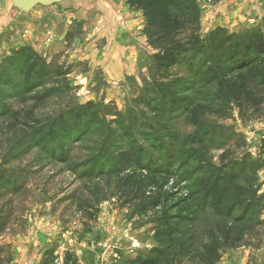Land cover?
<instances>
[{"label":"rangeland","instance_id":"374dc122","mask_svg":"<svg viewBox=\"0 0 264 264\" xmlns=\"http://www.w3.org/2000/svg\"><path fill=\"white\" fill-rule=\"evenodd\" d=\"M124 1L109 9L108 0H67L25 14L0 0V264H204L195 252L214 249L219 264H264L261 202L236 224L201 213V189L221 184L223 151L241 141L226 161L248 154L256 169L262 164L264 111L242 113L217 86V60L230 62L215 40L222 30L263 57L264 15L233 20L245 10L230 0H172L168 12L196 24L158 46L141 11ZM124 7L144 20L141 48L133 69L108 79ZM65 31V50L51 54ZM177 45L187 47L177 63L160 66ZM262 173L235 185L253 190ZM140 182L146 195H160L158 208L135 194ZM95 254L104 261L82 260Z\"/></svg>","mask_w":264,"mask_h":264},{"label":"trees","instance_id":"16d2710c","mask_svg":"<svg viewBox=\"0 0 264 264\" xmlns=\"http://www.w3.org/2000/svg\"><path fill=\"white\" fill-rule=\"evenodd\" d=\"M130 6L138 9L145 19V30L149 34V41L151 45L169 46L173 44V39L177 35L191 31L196 24V19L186 16L172 15L168 12V7L171 5L172 0H129ZM195 20V22H193ZM190 22H193V24ZM219 36L215 40V50L226 51L225 56L230 62V65L224 68H220L219 61L217 60L216 68L222 70V78L217 82V86L220 85L225 89L230 90L232 97L241 103L240 108H243L242 113H254L264 111V56L258 58V56H250L251 52L257 53V49L251 50L252 45L248 43L246 49L239 47L238 42H234L235 35H224L222 30L218 31ZM245 41H247L245 39ZM187 47L177 45L175 50L165 51L162 56L165 62L160 63V66L171 67L177 63V57L183 53ZM252 54V53H251ZM258 54V53H257ZM30 55H27L29 57ZM25 60H16L11 63L13 68H17V65L24 63ZM221 62V61H220ZM246 70V73H241ZM208 72V71H206ZM205 72V73H206ZM202 73V72H201ZM205 74L201 75V78ZM216 78L217 76H213ZM212 77V78H213ZM173 116V115H172ZM207 134V132H206ZM223 141L222 143H225ZM241 141H237L235 145H231L230 148L223 151L219 155V160L222 165L218 167V173L215 183H221L219 185L201 189V213L213 214L216 219L228 220L231 222H241L249 219V216L253 214L254 208L257 207L258 200L255 199L254 192L251 187L245 190L238 189L235 185V181L239 177L250 173L254 175L256 168L259 166L250 159L247 154L235 161V157L228 160V151L240 149ZM264 145V143H263ZM251 160V161H250ZM205 168L204 165H202ZM226 169H229L227 171ZM149 171V170H147ZM102 174V172L100 173ZM132 177L127 178L126 182H130ZM141 184L137 187L135 194H140V199L145 198V205L148 207L158 208L160 205V195L148 194L146 195L145 184ZM138 185V184H137ZM237 186V187H236ZM215 191L213 195L212 191ZM132 190V189H131ZM225 199H230L227 204H223ZM211 204V205H210ZM200 207V206H199ZM210 208V210H206ZM262 208V206H261ZM260 208V209H261ZM256 213V211H254ZM259 215V210H258ZM258 223V221H255ZM254 226V224H250ZM247 229V228H246ZM179 231V229H177ZM160 250H162L160 252ZM160 257L164 254L165 249L155 250ZM163 253V254H162ZM195 256L201 258L204 264H215L220 258L219 250H213L211 253L203 252L199 250L195 252ZM160 263V262H159ZM138 264H157V261L150 257L148 261H142ZM161 264V263H160Z\"/></svg>","mask_w":264,"mask_h":264},{"label":"crops","instance_id":"0c3cea01","mask_svg":"<svg viewBox=\"0 0 264 264\" xmlns=\"http://www.w3.org/2000/svg\"><path fill=\"white\" fill-rule=\"evenodd\" d=\"M230 1H232V5L242 7V10H245L244 12L238 14L237 16H235L236 14H234L235 17H233V20H235L236 18L239 19L241 16H245V17L257 16L259 18V17H261V15H264V0H230ZM116 2H117V4H115L116 6L118 5V3L121 5L125 4L124 0H121V1H119V0H108L107 5L109 6V9H113L111 6H112V4H114ZM123 11H125V7H124ZM125 12H126V14H124L125 15L124 18L126 21V26L123 27L124 29L117 30L116 31L117 35H116L115 39L110 40V43H109V45L113 46V48H111L110 52L113 53L114 58H112L111 60L117 62V65H116L117 70H116V73H114L115 72V69H114V72L112 74V78L107 77L108 79H115L116 78L115 80H117V79L120 80L121 77H123L126 72L133 69V67H135L136 58H135V56L132 58V54L136 55L141 48V46H140V43H141L140 31L144 25V20H143L140 13H132V12L127 13V11H125ZM91 13H93V12H91ZM65 33H66V31L64 33L62 32V35H61L62 38L60 36H58L57 34L55 35L54 44H52V46L50 47V53L51 54L56 55V53L59 54L65 50V48L67 46V43H65V41H64L65 37H66ZM102 33L108 35V29L106 28V30L102 31ZM42 36H43V34H42ZM42 36L39 37V40H41ZM135 39H136L137 44L135 43ZM58 40H62V42L60 43ZM120 42L123 43L124 46H120L119 45ZM64 43L66 45L65 47H63ZM113 67H114V64H112L110 67H107L106 72L111 71ZM113 76H115V78H113ZM111 96H113V95H111ZM107 100H108V96H107ZM243 156H244V154L238 155L237 157H235V161L240 159ZM261 163H262L261 167L259 169H256L253 176H256V175L258 176L260 171H263L262 175H264V156L262 157ZM262 180L263 181L260 180L258 182L254 181L255 188L252 190L254 192V195L256 196V199L258 200V202L262 203L261 206H262L263 211H261L259 213V222L258 223H262L263 218H264V190H261V188L264 185V179H262ZM261 214H262V216H261ZM230 252L232 253L233 251L231 250ZM100 256H101L100 254H95V257H94V255H86L85 257H83V259L82 258L81 259L86 260V261H92L93 259L96 261H99V262L104 261L103 260L104 256L102 255V259L100 258ZM121 257H122L121 259L123 260V259H131L134 256L132 257L129 255L121 254ZM81 259L79 257V261H81ZM220 260H221V257L218 259L216 264L217 263L219 264ZM81 262H83V261H81ZM236 264H238V263H236Z\"/></svg>","mask_w":264,"mask_h":264},{"label":"water","instance_id":"95a60500","mask_svg":"<svg viewBox=\"0 0 264 264\" xmlns=\"http://www.w3.org/2000/svg\"><path fill=\"white\" fill-rule=\"evenodd\" d=\"M12 7L21 13H29L37 6L51 7L67 0H10Z\"/></svg>","mask_w":264,"mask_h":264}]
</instances>
